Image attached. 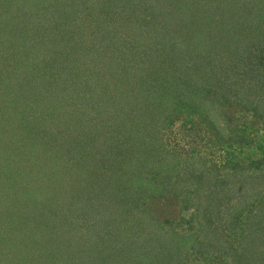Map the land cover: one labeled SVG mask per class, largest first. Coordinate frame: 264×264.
I'll use <instances>...</instances> for the list:
<instances>
[{
    "label": "trees",
    "instance_id": "1",
    "mask_svg": "<svg viewBox=\"0 0 264 264\" xmlns=\"http://www.w3.org/2000/svg\"><path fill=\"white\" fill-rule=\"evenodd\" d=\"M8 46L0 216L16 233L1 221L0 264H264V0H0ZM179 118L196 138L176 153L162 142ZM38 175L49 229L26 240ZM71 206L99 219L83 243L62 233Z\"/></svg>",
    "mask_w": 264,
    "mask_h": 264
},
{
    "label": "rangeland",
    "instance_id": "2",
    "mask_svg": "<svg viewBox=\"0 0 264 264\" xmlns=\"http://www.w3.org/2000/svg\"><path fill=\"white\" fill-rule=\"evenodd\" d=\"M146 46H148V47L145 50V52H146L145 55L148 56V54H150V56H151L152 53H154L155 50H156V45L149 44V45H146ZM146 46H141V47L144 48ZM135 47H137V46H135ZM138 47H137V50L135 51V57H132L130 55L131 61L129 60V63L132 65V68H134V67H137L138 68V71L137 72H135L134 74H131L136 79V81H134V83L135 82H138V83L140 82L138 80L139 77L141 79H143V77H145L144 72H140V70L146 66V63L143 64V65L141 64L140 57H139V48ZM117 49L118 50L121 49L120 46H117ZM1 50H2V51H0V56L2 58L1 59V63L4 64V65L6 64L7 65L6 67H8L9 65H13L14 62L11 61L12 59H10V54H7V53H10V50H11L9 48V46L6 47L5 49L3 48ZM129 50H130V46H127V51H129ZM130 52H132V51H130ZM45 56L49 58V56L47 54L46 55L39 56L41 58V59H39V62L41 64L43 62L42 58L45 57ZM24 63H25V61H22L21 63L17 64L16 67L19 70H21L23 68V64ZM137 75H138V77H137ZM79 78H80V80L84 79V77H83L82 74L79 75ZM118 106H120V105H118ZM106 108H109V107H106ZM182 122H183L182 118L181 119L180 118L179 119H176L175 120V123L173 125H171L169 127V129H164L165 135H164V139H163V142L162 143H163V145H165L168 148H174V150H175L176 153H178L179 151L184 152L185 150H189V148H190L189 142L192 139H195L196 138V137H192V135H193L192 131H190L188 129L182 131V129H181L182 128V126H181ZM186 126L189 128L188 124H186ZM202 140H203V142H198L197 145L194 144V146L197 148V151H198L197 155L199 157H203L204 159L213 158L214 160H217L216 162L219 164L221 162V159H222L223 151L221 149H219V147L217 145L207 146V148L206 147H203L205 145V143H206V139L203 138ZM46 156L49 157V154H47ZM50 156L51 157H54L53 154H51ZM208 164H210V163H208ZM1 168H4L3 167V163L2 164L0 163V171H1ZM47 169L48 168H45L44 171L46 172ZM37 177L38 178L36 179V183H35L36 185H38V183H40L42 181L40 179L41 178V175H38ZM177 178H179V177L175 175L174 176V180L177 181ZM255 179H258V178H253L252 183L245 190H242L244 194L251 192V188L253 186V182H254ZM0 180L2 181L1 178H0ZM5 180H7V179H5ZM21 186H22V184H20L19 188ZM38 186H39L38 188H33V190H35L36 194L38 195V198L35 199V197H33L32 198V202H31V206L29 208H27V209L21 208V210L18 211L20 215L25 214V216L27 215V218H29V217L32 218V219H30L31 222L27 224V227H28L29 230H26L25 231V235L23 234L25 236V239L26 240L32 239L33 237H37L36 235H34V233L36 234V230L38 228H41L42 230H45V229L48 230L49 229V225L46 226L45 229H44L41 226V224L39 222H37L35 219H33V218L35 216H38L39 214H42V216H46L45 215L46 214V212H45L46 210H44V209L45 208L46 209H49V204L46 205V206H44L42 204V202H43L44 199H48L49 200L50 197L52 196V192H55V191L53 189L50 190L49 187H45L42 184H39ZM10 188H13L14 189L15 186L12 185ZM24 189L25 188H23V190ZM78 190H79V188H73V189L68 190L67 191V197L65 196V201L68 200L70 202L71 199H72L73 193L77 192ZM8 191H10V190L8 189ZM80 191H82V190H80ZM107 192H109V190H107ZM61 200L60 199L59 200H56L55 204L58 207L54 208L55 210H57L60 213H61L60 210L64 208L62 206V203L63 202ZM61 206L63 208H61ZM87 206H88V204H87ZM4 209L5 208H0V211H2ZM10 211L11 212H8V211H6V212L7 213H10L17 220V217L16 216H17L18 212L14 211V209H12L11 207H10ZM104 215H108V213L101 214V217L100 218L104 217ZM23 216L21 218L22 220H23ZM66 216L68 217V218L66 217L67 218L66 228H65V230H63L62 233L64 234V233H67L68 232V234H66V236L68 235L67 237L69 239H73V240H74L73 237L75 235H77L78 236L77 237L78 238V241L80 243H83V241L85 240L86 234H88L90 232H93V229H95L97 227V225H99V219H97V217H95L96 218L95 219L93 217V214L83 213V210H80L77 213H75V207L74 206L73 207L71 206L70 210L67 211ZM46 217L49 218V216H46ZM27 218L25 217V219H27ZM4 219H5V221H4ZM93 219H95V220H93ZM18 220H20V219H18ZM22 220H20V221H22ZM1 221L2 222L4 221L3 222L4 223L3 226L6 227V229L10 230L9 229L10 228L9 225L12 224V223H8L7 222L6 215L5 216H0V224H1ZM30 224H31V226H30ZM0 229H2V228L0 227ZM120 230H121V228H120ZM10 231H11L12 234L10 232H8V231H6V234L8 233V234H10V236H12V235H14L16 233L15 231L13 232L12 228H11ZM45 232H47V231H43L42 233H40V236H42L43 234H45ZM31 233H33L34 236L32 238H29L28 239V237L30 235L32 236ZM211 252H215V251L214 250H211Z\"/></svg>",
    "mask_w": 264,
    "mask_h": 264
}]
</instances>
